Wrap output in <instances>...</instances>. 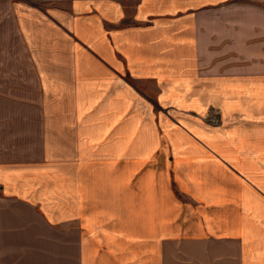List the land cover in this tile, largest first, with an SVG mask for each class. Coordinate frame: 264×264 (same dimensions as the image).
I'll use <instances>...</instances> for the list:
<instances>
[{
    "label": "crops",
    "instance_id": "obj_1",
    "mask_svg": "<svg viewBox=\"0 0 264 264\" xmlns=\"http://www.w3.org/2000/svg\"><path fill=\"white\" fill-rule=\"evenodd\" d=\"M0 264H264V0H0Z\"/></svg>",
    "mask_w": 264,
    "mask_h": 264
}]
</instances>
